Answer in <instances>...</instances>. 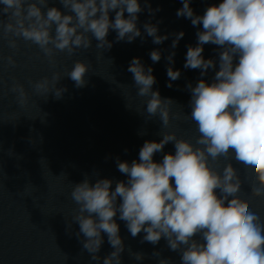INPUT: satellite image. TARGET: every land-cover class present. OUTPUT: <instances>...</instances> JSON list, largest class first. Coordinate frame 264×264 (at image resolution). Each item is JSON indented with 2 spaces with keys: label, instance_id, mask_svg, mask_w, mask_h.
I'll use <instances>...</instances> for the list:
<instances>
[{
  "label": "clouds",
  "instance_id": "1",
  "mask_svg": "<svg viewBox=\"0 0 264 264\" xmlns=\"http://www.w3.org/2000/svg\"><path fill=\"white\" fill-rule=\"evenodd\" d=\"M58 2L63 11L49 6L51 0H0V68L9 71L7 82L0 73V104L8 98L9 107L31 106L41 114L34 98L62 99L67 91L58 87L62 78L71 79L78 89L87 86L91 63L77 59L69 67L67 60L79 50L92 49L93 39L99 59L114 42L132 43L138 37L143 42L151 37L153 44L161 45L171 36L172 51L164 57L166 86L172 88V81L181 77L173 67L174 50L185 33L159 34L162 21L152 19L161 9H153L150 0H143V7L140 0ZM180 3L176 16L190 20L193 27L202 25L196 44L187 46L183 65L199 70L201 77L195 85H186L190 113L172 98L161 97L153 89V68L134 57L127 68L133 84H120L114 76L109 81L121 90L126 108L142 116L145 124L159 120L157 135L162 138L145 141L138 160L116 159L118 171L127 179L116 181L114 188L111 179L93 181L92 177H99L95 171L79 183H68L75 208L67 229L78 224L75 236L96 264L101 261L98 253L104 236L113 251L103 264H122L125 244L117 215L133 238L144 233L142 243L157 245L163 238L167 248L180 255V264H264V0L213 2L202 15L195 14L192 0ZM145 10L149 20L142 32L138 14ZM110 30L116 33L114 42L107 39ZM21 43L35 46V58L42 56L52 70L50 76L28 77L27 87L14 74L20 67L17 57L23 54ZM207 44L217 46L215 58L203 56ZM161 58L160 49L150 52L153 63ZM210 70L211 82L204 79ZM169 143L174 154L164 153L156 162L154 155L163 153ZM58 177L65 180L66 174ZM128 252L137 261L145 258L142 252L130 248ZM152 257L158 264H173L159 251Z\"/></svg>",
  "mask_w": 264,
  "mask_h": 264
}]
</instances>
